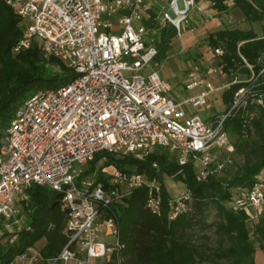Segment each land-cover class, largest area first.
I'll use <instances>...</instances> for the list:
<instances>
[{
  "label": "built area",
  "instance_id": "2783aa9c",
  "mask_svg": "<svg viewBox=\"0 0 264 264\" xmlns=\"http://www.w3.org/2000/svg\"><path fill=\"white\" fill-rule=\"evenodd\" d=\"M3 1L21 26L12 53L37 40L44 56L59 58L73 76L26 98L0 136V239L5 232L10 234L9 243L16 239L25 225L27 190L32 184L45 185L61 193L69 239L53 257L44 258L33 246L15 255L10 264H93L92 259L103 258L107 264L112 254L118 256L120 243L116 223L104 209L133 189L147 186L146 206L160 214V187L142 173L113 166L107 185L85 178L76 181L74 163L87 164L100 151L143 159L161 147L180 166L192 162L199 181L219 172L230 161L221 157L229 150L225 117L247 105L264 108V93L258 90L264 50L255 64L240 55L247 74L238 72L227 81L221 80L228 77L223 72V50L213 48L209 61L189 65L184 87L194 92L178 98L157 71L144 75L141 70L155 59L157 36L164 26L181 37L216 15H225L212 0ZM234 3L222 0L227 10ZM236 83L242 85L226 114L205 122L188 110L207 106L212 94ZM190 199L188 189L171 196L168 219L185 213ZM263 205L261 170L253 186L234 197L231 207L254 217Z\"/></svg>",
  "mask_w": 264,
  "mask_h": 264
},
{
  "label": "trees",
  "instance_id": "16d2710c",
  "mask_svg": "<svg viewBox=\"0 0 264 264\" xmlns=\"http://www.w3.org/2000/svg\"><path fill=\"white\" fill-rule=\"evenodd\" d=\"M212 1L219 12L227 11L222 0ZM234 6L246 21H264V0H235ZM20 34L19 18L0 0V136L26 98L39 90L56 88L73 76V71L59 58L45 57L37 40L28 48L12 53ZM263 36L264 24L260 35L252 29L224 27L209 32L205 43L210 50L215 47L223 50V72L231 79L238 72L247 74L241 56L255 64L264 50ZM157 37L155 59L160 60L167 55L175 32L171 26H164ZM259 82L258 90L264 93V76ZM241 85L236 83L222 91L226 105L222 114L229 111L234 92ZM224 130L234 138L232 147L235 154L242 156V163L229 161L205 180L196 179L192 162L180 166L175 156L161 147L143 159L100 151L80 171L76 181L96 170V180L107 185V174L101 172L102 167H96L99 160H105V165L142 173L160 187V214L146 206L147 186L133 189L104 209L116 223L120 243L118 256L112 254L107 264H118L117 258L120 264H256V248L264 250V205L252 217L245 210L234 211L231 202L248 191L257 174L264 170V108L247 105L231 110L224 119ZM153 163L157 166L153 167ZM166 178L179 180L190 191L189 209L174 219L167 217V201L172 195L165 186ZM27 194L28 200L23 201L25 225L12 243L8 242L7 232L0 239V264H10L15 255L40 240H43L41 255L53 257L69 239L64 232L67 215L61 206V193L32 184Z\"/></svg>",
  "mask_w": 264,
  "mask_h": 264
},
{
  "label": "rangeland",
  "instance_id": "374dc122",
  "mask_svg": "<svg viewBox=\"0 0 264 264\" xmlns=\"http://www.w3.org/2000/svg\"><path fill=\"white\" fill-rule=\"evenodd\" d=\"M215 23L199 28L198 31L186 33L183 32L181 37H174L172 40V45L165 56L160 60L153 59L149 64L141 70L142 74H147L151 71H157L161 78L165 79L172 88L173 96L178 98H183L188 94L193 93L194 91H187L185 89V83L187 82V68L193 62H201L206 58V61H209L211 54L210 49L205 43V37L209 32L219 30L224 27H239L242 29H252L256 34H262L263 22L251 21L248 22L245 20L241 12L237 7L229 8L226 11V14H218L214 17ZM151 21V19H150ZM207 25V24H206ZM20 26V24H19ZM21 28V26H20ZM209 59L207 60V58ZM227 81L230 78L227 77ZM209 104L207 106L192 109L188 107V110L191 114H198L200 118L205 122H211L217 116H220L224 112L226 105L222 101L221 92L217 91L209 97ZM229 141V150L223 153L222 158L229 159L230 164L235 163L237 165L242 163V156L235 154L232 144L234 138L228 135ZM229 164V165H230ZM87 164H76L74 167L79 174L80 171L85 169ZM96 167H102L101 172L108 174L110 169H112L111 164L105 165V160H99L96 164ZM97 171L94 170L90 175L84 177L85 179L96 180ZM165 186L169 193L173 196L183 192L186 188L179 180H173L170 178L165 179ZM43 243V240L38 241L37 247H40ZM8 244V243H7ZM5 244V248L7 247ZM93 264H105V259H92Z\"/></svg>",
  "mask_w": 264,
  "mask_h": 264
},
{
  "label": "crops",
  "instance_id": "0c3cea01",
  "mask_svg": "<svg viewBox=\"0 0 264 264\" xmlns=\"http://www.w3.org/2000/svg\"><path fill=\"white\" fill-rule=\"evenodd\" d=\"M214 19L215 18H213V19H211L210 21H208L207 23H205V24H202V25H200V26H198L199 28H202V27H206V26H210V25H212V24H214L215 23V21H214ZM207 24V25H206ZM198 29V28H197ZM196 29V30H197ZM199 30V29H198ZM197 30V31H198ZM195 32V31H194ZM186 33H191V32H189V31H186ZM210 54H211V51H210ZM209 59V57L207 58V60ZM204 60L206 61V58H204ZM203 60V61H204ZM203 61H201V62H203ZM227 78H226V76L225 77H222L221 78V80H226ZM216 82V81H215ZM38 243V242H37ZM37 243L35 244V246H37ZM43 244V243H42ZM42 244H41V246H42ZM40 246V247H41ZM40 247H38V248H40ZM254 259H255V263L256 264H264V250H262V249H260V248H256V250H255V253H254Z\"/></svg>",
  "mask_w": 264,
  "mask_h": 264
}]
</instances>
